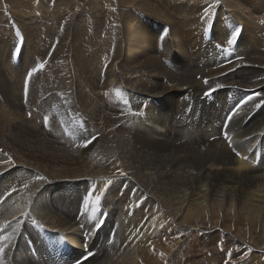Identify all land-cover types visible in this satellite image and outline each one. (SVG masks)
Returning <instances> with one entry per match:
<instances>
[{
    "label": "bare ground",
    "instance_id": "6f19581e",
    "mask_svg": "<svg viewBox=\"0 0 264 264\" xmlns=\"http://www.w3.org/2000/svg\"><path fill=\"white\" fill-rule=\"evenodd\" d=\"M163 2H0V24L11 18L28 39L52 24L55 47L36 79L53 81L60 108L42 130L34 119L47 111L30 109L0 76V237H10L0 240V264H200L193 255L210 234L238 246L231 264L245 258L243 244L264 251V9H250L256 0H178L177 31L155 7ZM213 15L245 24L241 61L217 66L220 51L210 48L231 32L220 23L211 39L190 36V25ZM143 16L170 26L154 45ZM84 43L110 47L107 63L84 55ZM213 89L205 106L199 96ZM120 90L127 106L107 100ZM226 109V126L214 127Z\"/></svg>",
    "mask_w": 264,
    "mask_h": 264
},
{
    "label": "rangeland",
    "instance_id": "374dc122",
    "mask_svg": "<svg viewBox=\"0 0 264 264\" xmlns=\"http://www.w3.org/2000/svg\"><path fill=\"white\" fill-rule=\"evenodd\" d=\"M3 1H5L7 3V0H0V2H3ZM23 1H24V4H27L30 0H23ZM163 1L164 2L160 6H155V7H158L161 11H164L168 16H171L170 17L171 22H173L175 29L178 31L179 21L181 22L182 17L179 18L180 15L176 14L172 9L177 8L180 5L179 3L185 4L186 0H182V2H181V0H179V3H178V0H173V1L172 0H163ZM174 4H176V5H174ZM205 4L206 3L203 2L199 5H196V7L199 10V9L204 8ZM168 7H170V8H168ZM249 7L254 13L261 14L262 10L264 9V3L260 0H256V2L251 3ZM188 8H189V6H188ZM83 17L87 18L88 15L87 16L83 15ZM143 18H144V16L140 20V23L139 22H136V23L137 24L142 23L143 25L141 27L140 26L139 27L140 28L144 27V30L146 29V31L148 29V31H147L148 33L150 32L149 30L152 29L151 30L152 33L150 32L149 34H151V35L153 34V36L156 34H157V36H159L161 31H162V33H163V31H164V33H167L170 30L169 25L165 24L162 26V25H160V23H159L160 21H158V20H152L150 17H147V16H145L144 19ZM216 18H219V21H216L215 20ZM202 19L203 18L201 17L198 20V22L195 21L194 22L195 24L189 26L190 27L189 28L190 36H194L196 41H198L199 43H201V41L203 39L204 40L211 39L210 35H211L212 31H214L211 29L215 28L213 24H215V25L221 24L223 27H225L224 29L231 30L230 33L231 34L234 33L233 35H235V39H234L233 43H231V44L228 43L229 39H231L233 37V35H231L229 33L228 35L222 37L225 45H215L213 48L212 47L210 48V51L211 50L212 51L213 50L220 51V54L218 56L219 62L217 64V66L224 65L226 63H230V65H231L234 62L241 61L242 59H244L243 55H241V57H239L240 52L243 51L244 47H245L244 46L241 48V46H243L244 43L239 41L241 38V36H239V35H242V31H243L242 29L245 28L244 23L239 25V22H237L236 20L230 21V19L227 18V16H222V17L214 16L213 19L215 21L212 20L210 22L211 24L210 23L200 24L199 21H201ZM194 20H197V19H194ZM222 20H223V22H221ZM225 22H227V23H225ZM232 22H233V24H232ZM210 25H211V28H209ZM46 27H48V28L52 27V24L47 21L45 27L41 26L40 29H34V34H35L34 38L28 39L26 34H25V31H23L22 28L19 26V24L17 22L13 21L11 18L7 19V23L5 22V24H3V23L0 24V69H1V73H2V75H0V76H3L2 80L7 82L9 91L11 90L12 86L14 87V90L17 94L16 95L17 99L20 96V94L24 95L25 102L28 101V105H29L30 109H40V110H46L47 111L48 115L45 118L34 119L35 124L38 127L42 128V130L46 129V127L48 130V124L53 119L52 118L53 112L56 109H60L57 106L58 101L56 99L50 98L52 96V94L55 92L57 87L52 85L53 81H51L49 83L38 82L36 79V76H37V73L39 70L34 72L30 79L27 78V73L30 70H32L33 67L37 66L40 62L44 63L43 68L46 67L45 70L48 69V67H49V65H46L45 60L51 56L55 46L49 38V34H48ZM145 27H147V28H145ZM200 28H202V29H200ZM191 30H195V31L190 32ZM222 30L223 29L221 28V31ZM235 30H237V31H235ZM198 33H200L201 35ZM88 34H92L91 31ZM221 36H222V34H221ZM155 39H156L155 36H154V41H153V37L150 38L151 45H154L153 42H155ZM21 45H22V47H21ZM82 46H83L82 51H83L84 55L94 56L95 62H97V63H100V62L107 63L106 57H107V54L110 50V47H108L106 44L105 45L103 44V45L98 46V47H93L89 43H86V44L84 43V44H82ZM233 53L236 55V58L230 59V57L233 55ZM210 54H212V52H210ZM210 54H209V56H210ZM186 58H188V56ZM238 58H240V59H238ZM223 59H228V61L221 63V61ZM60 66H62V65H60ZM60 66L58 65V66H56V68H59ZM67 67H68V64L65 63L63 65V68L65 69ZM190 71H191L190 64H188L187 67H185L182 70L183 73H187V74L190 73ZM226 80L227 79H224V83H227ZM262 82H263V80H262ZM84 93L86 95L90 92L87 89H85ZM113 97L111 99H107V100H109L111 103L116 104V105H119L120 103H124V104H122V106H127V102H128L127 90H120L119 92L115 93L113 95ZM199 97H201V96H199ZM156 107H158V104H156ZM81 119L82 118H78V119L75 118L76 121H79ZM54 138L55 139L62 138V132L61 131L55 132ZM93 142H91V144ZM159 230L160 231L156 235H160V234L163 235L165 233L164 230H162V229H159ZM219 231H221V230H219ZM196 235H198V236H196ZM211 235L212 234H210L209 237L206 239H203V237L199 238V236H200L199 234L193 235L194 238L200 239L201 246H202L201 251L199 250V248H197L198 250L194 252L193 258L197 257L200 264H231L233 257L237 256V254H239V251H237L238 246L236 245L235 247H232L233 250L231 248H229L228 247V245H229L228 240H227L226 236H223V235H221L217 239V241H215V243H213L209 240V238H211ZM191 238H192V236L189 238L190 240L188 239V242H186L184 244V246L188 245L190 247ZM241 244H243V243H241ZM184 246H183V249H184ZM241 247H242V249L245 250L244 252H243V250H240L241 259H243L244 257L245 258L243 260L235 263V264H259V263L263 264L264 263V260H263L264 259V257H263L264 251L257 250V249H253L251 251V248H249L250 246L249 245L247 246L245 244H243V246H241ZM209 250H215V252L213 254H211L209 252ZM233 251H236V253H233ZM249 251H250V253H249ZM242 253H244V254H242ZM253 253H255V256ZM183 254H184V256H186L185 257L186 259L187 258L189 259L191 256V255L188 256V254L186 255V252H183ZM257 257L258 258L260 257V259H258ZM200 260L202 262H200ZM259 260H260V262H259Z\"/></svg>",
    "mask_w": 264,
    "mask_h": 264
},
{
    "label": "snow or ice",
    "instance_id": "6c2138e0",
    "mask_svg": "<svg viewBox=\"0 0 264 264\" xmlns=\"http://www.w3.org/2000/svg\"><path fill=\"white\" fill-rule=\"evenodd\" d=\"M234 39H235V35H233V37L231 39H229L228 43L229 44L233 43ZM21 47H22V45H21ZM238 59H240V58H238ZM43 67H44V63L40 62L37 66L33 67V69L27 73V78L30 79L34 72L43 69ZM214 90L215 89H213V91ZM206 95H211V91L206 93ZM248 99H251V97H249ZM225 138H227V136H225ZM93 139H95V137H90L89 140L86 141L85 146L87 145V143H91ZM237 155H239V153H237ZM100 199H101L100 196H97L96 202L99 203ZM17 223H19V222H17ZM14 231H15V228H13V232ZM9 239H10V237H0V240H3L4 243H6ZM3 255H4V247H3V244L0 243V261H2Z\"/></svg>",
    "mask_w": 264,
    "mask_h": 264
}]
</instances>
